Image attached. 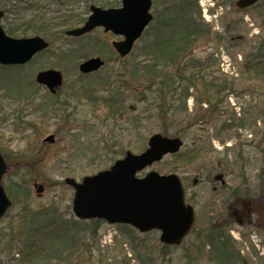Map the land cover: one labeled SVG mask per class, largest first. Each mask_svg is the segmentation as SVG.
Segmentation results:
<instances>
[{
    "label": "rangeland",
    "instance_id": "1",
    "mask_svg": "<svg viewBox=\"0 0 264 264\" xmlns=\"http://www.w3.org/2000/svg\"><path fill=\"white\" fill-rule=\"evenodd\" d=\"M122 1L74 0L63 5L48 0H36L30 5L25 1L19 4L18 10L9 8L1 20L6 35L15 38L25 37L19 35L27 26L24 23L36 16H44L48 23L55 25L51 38L45 37L50 48L39 54L36 61L34 59L33 68L30 67L33 62L23 66L30 83L29 98L2 100L0 93V152L8 165L2 186L12 201L10 184L29 195V199H20L11 206L0 221V232L7 231L10 224L17 228L21 210L37 211L55 205L61 214L71 206L73 215L75 194L73 188L65 184L66 178L81 182L85 176L109 169L128 151L141 154L147 149L151 136L163 135L167 130L166 136L180 137L184 147L177 155H167L163 161L146 168L139 177L149 172L179 177L187 204L194 208L197 221L191 234L179 248L170 251L166 260L159 254L164 245L159 240L160 232L142 234L135 230L146 244L144 263L212 264L208 261L209 247L204 248L203 239L219 225L249 264H264V222L263 227L259 224L264 220V206L258 204L257 216L251 217L252 224L239 226L229 218L232 204L239 208L243 201H264L260 176L264 166V69L255 72L251 68L256 63L264 68V2L240 11L235 5L237 0H197L205 22L222 38L221 41L204 40L194 47L196 59L209 62L203 74L205 80L218 81L221 85L213 87L210 94L211 101L217 105H213L212 112L207 111V105L195 111V96L204 88L191 89L188 111L163 120L162 115L157 114L159 95L156 90L142 92V84L129 78L132 61L140 54V41L128 57L120 58L111 43L120 37L105 34L101 28L81 38L65 34L66 30L85 24L91 6L117 8ZM168 5V0H153L154 17L167 12ZM212 5L216 7L215 16L205 18V10L210 12ZM0 9L5 10L2 6ZM68 17L72 25L61 27ZM78 20L80 24L76 23ZM13 26L18 28L15 35L9 32ZM97 56L105 60L106 66L97 73L82 76L78 65ZM45 69L63 73L65 82L58 92L61 100L80 84L99 88L101 81H109L110 89L122 92L124 116L104 122L106 110L100 107L94 114L90 102L83 99L70 103L69 112L74 116L67 124L46 118L40 106L52 100V95L35 82V75ZM184 86L174 93L168 91L169 102L175 104V108L179 107L176 100ZM96 94L100 97L109 93L102 90ZM51 134L55 135L56 142H45ZM34 184L44 186L42 194L36 193ZM118 226L103 222L98 241L89 243L92 250L75 264H119L126 255L130 259L127 263L136 264ZM6 249L0 242V264L7 263L9 251Z\"/></svg>",
    "mask_w": 264,
    "mask_h": 264
},
{
    "label": "trees",
    "instance_id": "2",
    "mask_svg": "<svg viewBox=\"0 0 264 264\" xmlns=\"http://www.w3.org/2000/svg\"><path fill=\"white\" fill-rule=\"evenodd\" d=\"M34 1L36 0H0V6L7 13L12 7L18 10L19 4L22 2L31 5L34 4ZM48 1L63 5L74 0ZM166 11L154 17V21L140 38L141 46L138 48L140 54L132 61L133 64L129 72L130 81H138L142 84V92L156 90L159 95L156 99L157 114H161L160 117L163 120L169 116L174 117L176 113L187 112V101L192 97L189 91L197 90L200 87L204 88V91L195 96L197 103L195 111L207 105V111L212 112L213 105L217 104L211 101L210 94L213 87L221 85L218 81L208 82L205 80L203 74L208 69L209 62H201L196 59L194 47L203 43L204 40L221 41L222 38L218 33H213V29L203 19L202 10L197 0L170 1ZM69 18L71 17L61 23V27L66 24L72 25V22L68 21ZM79 22V20L76 21L80 24ZM24 24L27 26L22 29L20 36L34 35L50 38L54 30L53 25H55L48 23L44 16H36ZM17 30L18 28L13 26L9 32L15 35ZM67 56L70 55L67 54ZM36 59L37 57L35 61ZM34 62L30 64L31 68H33ZM259 64L261 63H256L251 68L255 72L264 69ZM0 69L1 99L11 101L25 97L28 99L30 83H28L29 78H27L24 68L0 67ZM107 82L106 80L101 81L99 88L80 84L79 88L68 94L65 100H61L58 95L51 97L53 101L46 100L41 104L40 109L43 110L46 118L59 119L63 121L64 125L68 123L71 116H74L69 112L70 103L86 99L90 102V108L94 114L100 107L106 110V114L102 118L104 122L122 118L126 109L125 99H123L121 90L110 89V83ZM180 86H184V88L176 100L179 107L175 108V104L169 102L168 91L174 93ZM102 90L109 94L96 97V93ZM167 134L168 131L165 130L163 135ZM110 152L112 153L113 150ZM260 176L261 183L264 184V166L260 171ZM8 189L10 195H13L11 197H14L11 206L16 205L20 199H29L25 190L16 189L12 184ZM64 212L59 214L55 205L37 211H19L17 228L10 224L7 231L0 232V242L6 245V250L9 251L6 264H75L89 253L92 248L88 245L98 241V233L103 222L99 220L79 221L75 219L74 215H71V206H68ZM118 229L120 234L125 236L127 244L130 245L131 255L136 260V264H145L143 258L146 256L144 255L146 244L138 236V232L127 225L118 226ZM203 241L204 248L209 247L208 261L212 264H249L219 225L205 234ZM143 246L144 249L141 250ZM177 248L179 247L163 245L159 254L163 260H166L171 254L170 251ZM128 260L130 259L126 255L124 261L119 264H130L126 262Z\"/></svg>",
    "mask_w": 264,
    "mask_h": 264
},
{
    "label": "water",
    "instance_id": "3",
    "mask_svg": "<svg viewBox=\"0 0 264 264\" xmlns=\"http://www.w3.org/2000/svg\"><path fill=\"white\" fill-rule=\"evenodd\" d=\"M259 1L263 0H239L236 5L245 10ZM151 7L152 0H123L122 6L117 9L103 10L92 6V14L85 25L68 30L66 34L80 37L96 28H103L105 33L112 32L115 36L123 37L112 43L117 53L127 57L152 21ZM2 17L3 12L0 10V22ZM48 47V42L41 37H8L0 25L1 66H23ZM79 66L81 73L88 74L101 69L104 61L101 57L91 58ZM63 79L62 73L56 69L36 75L37 83L53 94L62 86ZM44 141L55 143V137L50 135ZM183 145L179 137L154 134L144 153L127 152L110 169L84 177L81 183L67 178L65 184L75 190L72 213L82 221L98 219L111 225H129L143 234L158 231L161 233V243L180 246L195 223V210L191 205H186L181 179L174 174L166 176L158 172H150L143 178L138 177V174L161 162L167 155H176ZM6 170L7 165L0 154V220L11 205L1 185ZM35 187L38 195L43 193V185L35 184Z\"/></svg>",
    "mask_w": 264,
    "mask_h": 264
},
{
    "label": "flooded vegetation",
    "instance_id": "4",
    "mask_svg": "<svg viewBox=\"0 0 264 264\" xmlns=\"http://www.w3.org/2000/svg\"><path fill=\"white\" fill-rule=\"evenodd\" d=\"M236 2H235V5H236ZM260 3L261 2L256 3L255 6L260 4ZM255 6H253L251 8H248L246 10L252 9ZM258 204L264 206V201L263 200L262 201H257L256 200V201H253V202L252 201L251 202L243 201L241 207H239V208L232 204V206L229 207L230 208L229 218L234 219L235 222L239 226H244L245 223L246 224H252L253 221H252L251 217H253L255 214L257 216ZM255 222H257V220L254 221V223ZM259 224L263 227V223H259Z\"/></svg>",
    "mask_w": 264,
    "mask_h": 264
}]
</instances>
